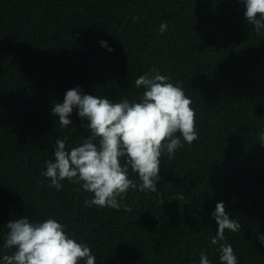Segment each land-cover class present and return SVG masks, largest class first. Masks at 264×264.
Returning <instances> with one entry per match:
<instances>
[{"label":"trees","instance_id":"trees-1","mask_svg":"<svg viewBox=\"0 0 264 264\" xmlns=\"http://www.w3.org/2000/svg\"><path fill=\"white\" fill-rule=\"evenodd\" d=\"M244 11L238 0H0V261L14 251L7 223L24 216L67 225L95 264H199L201 252L220 264L212 213L223 202L242 225L225 230L238 264H264V29ZM152 68L182 84L198 129L161 157L159 195L130 190L115 210L85 207L93 194L67 180L50 187L56 140L70 150L90 135L75 109L61 128L52 106L77 86L138 102L135 80Z\"/></svg>","mask_w":264,"mask_h":264},{"label":"clouds","instance_id":"clouds-1","mask_svg":"<svg viewBox=\"0 0 264 264\" xmlns=\"http://www.w3.org/2000/svg\"><path fill=\"white\" fill-rule=\"evenodd\" d=\"M243 4L244 18L256 32L264 29V0H238ZM168 28L161 22L159 32ZM109 52L113 49L101 41ZM171 77L162 75L155 68L135 80L137 89L143 87L141 99H122L113 102L98 95L83 93L77 86L66 92L62 103L52 106V115L58 117L59 126L72 125L73 110L90 135L70 150L66 149L67 138L57 139L54 159L45 162L43 173L50 187L63 189V181L80 185L93 196L84 201V206L120 210L122 201L130 190L158 193L157 183L161 157L166 153L172 159L175 153L198 139L196 111L193 101L185 93L181 83H172ZM179 134V135H178ZM182 137V139H181ZM264 146V131H258ZM183 141V142H182ZM138 174L139 183L130 178ZM173 200H184L183 194ZM126 211H131L124 205ZM218 229L211 243L219 245L220 264H238L237 256L225 237V230L240 231L242 225L231 219L223 202L217 203L212 213ZM4 236V249L14 250L2 256L0 264H95L96 257L85 243L71 238L67 225L54 218L32 222L27 217L10 220ZM258 240L264 244V235ZM199 264H212L201 252Z\"/></svg>","mask_w":264,"mask_h":264}]
</instances>
